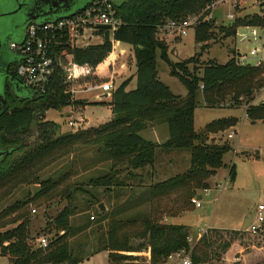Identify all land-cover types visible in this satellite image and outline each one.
Masks as SVG:
<instances>
[{
  "label": "trees",
  "instance_id": "1",
  "mask_svg": "<svg viewBox=\"0 0 264 264\" xmlns=\"http://www.w3.org/2000/svg\"><path fill=\"white\" fill-rule=\"evenodd\" d=\"M108 1L113 4L117 16L123 21L113 39L132 46L134 50L136 88L128 90L133 80L131 78L112 93L109 105L113 119L110 122L98 128L60 136L58 130L61 123L46 120V113L76 104L87 106L84 101L74 100L66 93L65 72L60 68L56 69L45 94L18 105L13 110H0V144L14 148L12 154L0 164V193L11 184L25 183L29 179L41 186L31 201L16 202L14 207L0 213V220L21 211L26 204L52 193L56 187L55 182L50 180L39 183L34 175L44 168L51 156L61 149L75 145L97 147L98 152L109 155L112 163L127 164L132 171H144L153 167L157 150L188 152L190 167L185 173L147 187L145 195L149 196L154 215L169 214L175 217L191 211L194 206L191 202L193 197L198 191L210 189L209 179L225 166L224 158L232 151L231 145L208 143L205 135L223 133L237 126L239 121L237 118L215 120L205 127L203 133L198 134L195 131L194 115L199 104L201 86L204 87L201 95L210 108L220 105L228 97L233 102L232 106L240 105L242 97L247 103H251L255 92L264 86L260 71L241 67L235 59L224 65L211 61L203 65L201 77L189 69L191 64L195 67L199 64L196 57L175 64L169 61L171 74L179 78L188 90L187 97L182 99L160 81L157 67L158 50L162 52L163 58L168 59V47L158 36L159 27L168 21H183L190 15L202 12L212 0ZM238 23L261 22L254 17L239 20ZM221 31L225 33V37H231L235 33L233 28ZM214 34V24L204 23L195 30V40L197 43H203ZM104 41L103 45L75 48L66 31L60 41L55 40L53 43L52 56L70 55L80 66H97L112 52L109 31H106ZM247 111L252 122H264V103L252 105ZM155 122L168 124L170 137L162 145L141 136L147 125ZM23 132L27 135L21 139ZM34 134L35 141L28 145L26 140ZM7 137L13 138L14 143H6ZM14 154L17 156L14 157ZM12 157L14 158L11 159ZM119 172L112 166L111 173L97 185L106 186L107 191H110L112 186L124 187L125 185L117 179ZM229 175L232 178L236 176L235 165L231 166ZM165 198H173L170 209L161 207ZM72 215L73 210L68 206L52 220L51 225L63 234L47 249H35L30 242L29 221L24 216L17 217L16 221L20 220V223L15 228L0 232L2 256L8 258L9 264H79V261L73 258L69 244ZM157 220L156 216L151 215L141 221H111L105 249L109 251L113 264H136L137 257L122 253H136L142 249L150 250L155 264L163 263L171 254L190 248L189 226ZM239 236L241 233L235 230H209L193 248L195 264H225ZM135 237L147 239V245L132 246L131 239ZM238 260V256H235L232 264H236Z\"/></svg>",
  "mask_w": 264,
  "mask_h": 264
},
{
  "label": "rangeland",
  "instance_id": "2",
  "mask_svg": "<svg viewBox=\"0 0 264 264\" xmlns=\"http://www.w3.org/2000/svg\"><path fill=\"white\" fill-rule=\"evenodd\" d=\"M228 10L227 7L224 8L225 13ZM218 16L219 20L224 18L222 13ZM219 29L214 28L213 37L203 43L196 42L193 30L185 37L158 34L168 47V59L163 58L160 50L157 51L159 79L170 88L174 95L184 99L188 95V90L179 78L171 74L169 61L175 64L196 57L199 64L196 67L191 64L189 69L202 77L204 64L216 61L224 65L230 60L236 59L235 49L244 48L238 39L225 37V33ZM104 43L103 37L94 36L91 39H83L79 47L103 45ZM121 50L126 51L127 54L123 57L114 55L115 52L120 53ZM131 52L133 49L127 45L123 44L119 48L117 44L115 47L112 44V52L103 62L97 66H85L87 75L81 82L89 84L108 82L110 79L106 78L104 73L106 74V68L109 67V72L113 73L114 70L116 72L115 87L118 88L121 83L135 76V62L132 55H129ZM69 59L66 57L67 63H69ZM113 63L117 65L114 68ZM135 88L136 85L130 84L128 90ZM201 93L202 90L194 115L195 131L198 134L203 133L205 127L215 120L237 118L239 121L237 126L223 133L205 135L208 143L220 145L228 143L231 145L232 151L224 158L225 166L209 179L210 190L213 191L209 197L205 196L202 208L198 209L192 206L191 211L175 217H171L169 214H152L153 207L149 202V196L145 195L147 187L183 174L190 167L186 164L183 167L180 164L175 168L166 167L162 159L163 151H156V164L145 169L144 171L148 172L144 176L142 171H132L127 164L112 163L109 155L105 152H98L99 148L97 147L75 145L72 148L61 149L51 156L43 166L44 168L39 169L34 175L38 178L39 183L50 180L55 182L56 187L53 192L43 199L26 204L21 211L14 212L0 220V232L15 228L20 223V220L16 221V218L24 216L29 221L30 242L35 249L40 248L39 239L42 237H47L50 246L63 234L58 232L51 222L69 206L73 210L69 238L73 258L77 259L79 264H113L109 251L105 249L109 223L113 220L141 221L143 218L153 215L158 218L157 221L162 223L189 225L190 235L195 238L203 231L207 229L209 231L214 227L242 230L251 228L256 221L258 206L264 205V122L261 121L253 125V122L245 116L246 99L242 100L240 105L232 106L233 102L228 97L220 105L210 108L211 106L204 101ZM98 95L99 93L79 94L74 100L84 101L87 106L76 104L63 107L58 111L51 110L46 113L45 118L61 123L58 136L101 127L106 124L107 119L110 117L113 119L109 108L112 95L104 99L102 97L97 99ZM261 95L262 92L259 90L255 92L253 99L255 104L264 102V95L263 99ZM22 104L25 103L14 102L11 104L10 110ZM71 122L76 125L70 126ZM164 127L160 130V138L157 139L159 142H165L170 137L168 125L165 124ZM230 134H234V139L228 138ZM26 135V132H23L20 135L21 139ZM141 135L146 140H154L148 132L141 133ZM35 138L36 134L26 140V143L33 144ZM5 142L13 144L14 139L7 137ZM16 156L17 154H14V157ZM233 165H235L236 176L232 178L229 173ZM112 166L120 171L117 179L125 186L122 188L112 186L111 190L107 191L106 186L97 185V183L111 173ZM152 172L155 176L152 175ZM40 189V184L33 183L30 179L25 183L11 184L0 193V213L14 207L16 202H26L32 199ZM200 192L203 193V191H198V194ZM172 202L173 198H165L162 200L161 207L170 209L173 205ZM101 204L106 207L102 213L99 209ZM239 232L241 236L234 244L225 264H232V259L235 256L239 258L236 264H264V228L256 234L240 230ZM146 243L147 239L145 238L131 239V244L134 247ZM147 250L142 249L141 252L134 254L144 253ZM122 254L133 256L132 253ZM133 257H139V260L143 259L140 256ZM0 264H9L8 258L2 256L1 250Z\"/></svg>",
  "mask_w": 264,
  "mask_h": 264
},
{
  "label": "built area",
  "instance_id": "3",
  "mask_svg": "<svg viewBox=\"0 0 264 264\" xmlns=\"http://www.w3.org/2000/svg\"><path fill=\"white\" fill-rule=\"evenodd\" d=\"M229 10L225 13L224 8ZM222 13V20H219V14ZM260 19V24H244L238 23L239 20ZM204 23L214 24V28L223 29L230 28L235 30L231 38L237 40L244 48L235 49V60L241 67L255 68L260 71V77L264 80V0H212V2L200 13L190 15L183 21H168L159 27V33L167 35H176L185 37L193 30L195 31ZM123 25V21L117 16L116 9L108 0H98L88 5L83 11L73 16L48 23L43 26L32 25L27 34V38L23 47H20L21 54L25 59L18 68V76L23 80L24 84L38 96L47 92L52 78L56 73V69L60 68L65 72V83L67 85L66 93L71 95L72 99L77 98L79 94L99 93L108 94L109 96L116 90L114 70L109 77V81L104 84H89L81 82L86 77L87 70L85 66H80L72 60L70 55L52 56L53 43L55 40L60 41L66 31L68 32L73 47L79 48V44L83 39H91L92 37H105L106 31L111 35V42L116 46L118 44L113 35ZM83 48V47H82ZM65 57V59H64ZM66 57L70 58L69 63ZM115 64H113V68ZM203 90L204 87L201 86ZM264 95V86L259 89ZM76 95V97H75ZM98 98V99H99ZM245 100L243 97L240 99ZM264 103V102H262ZM261 104V103H260ZM245 108V116L249 118L248 109L255 104L254 100L247 103ZM74 122L70 126H75ZM230 140L234 139V134L228 136ZM210 189L203 190L197 195H201L198 199L197 195L191 200L192 204L200 209L203 206L205 196L211 195ZM256 223L246 232L253 234L262 231L264 228V205L260 204L256 211ZM208 230V229H207ZM205 230L198 237L189 236L188 243L190 248L171 254L165 262L158 264H195L193 258V248L201 237L208 233ZM197 240V241H196ZM40 248L47 249L49 241L47 237L39 239ZM143 259H137L136 264H155L152 261L150 250L147 252L134 254ZM139 258V257H137ZM210 264V263H200Z\"/></svg>",
  "mask_w": 264,
  "mask_h": 264
},
{
  "label": "flooded vegetation",
  "instance_id": "4",
  "mask_svg": "<svg viewBox=\"0 0 264 264\" xmlns=\"http://www.w3.org/2000/svg\"><path fill=\"white\" fill-rule=\"evenodd\" d=\"M88 0H66L59 2L56 0L50 2H43L37 0L36 2H23L22 0H12V6L10 11L17 10L19 6L21 9L18 12H23L22 26L20 30L7 33L4 37L6 39L2 45L0 57V78L2 80V86L0 89V110L6 111L11 108V104L14 102L26 103L29 100H35L38 95L29 89L18 76V68L25 59V56L21 54L20 47H23L27 38L28 30L32 25L42 23L46 19L55 17L54 14L66 12L74 7L77 3H82ZM127 1V0H124ZM123 1V2H124ZM14 4H17L15 7ZM90 5V4H89ZM14 31V30H13ZM24 37V41L16 42V39ZM11 56V61L7 59ZM20 80L23 85L17 84L16 80ZM1 115V113H0ZM13 150L11 145L0 144V151L5 152ZM2 155L0 158V164L7 159Z\"/></svg>",
  "mask_w": 264,
  "mask_h": 264
},
{
  "label": "water",
  "instance_id": "5",
  "mask_svg": "<svg viewBox=\"0 0 264 264\" xmlns=\"http://www.w3.org/2000/svg\"><path fill=\"white\" fill-rule=\"evenodd\" d=\"M23 2H27V3H31V2H36L37 0H22ZM43 2H50V1H53V0H41ZM56 1H59V2H64L66 0H56ZM98 0H88V1H84L82 3H76L74 5V7L66 12H63V13H58V14H54L55 17H52L50 19H46L44 20L42 23H37L36 25L37 26H43V25H46L48 23H52V22H56L58 20H61V19H64V18H68L70 16H73L75 15L76 13L80 12V11H83L89 4L93 3V2H96ZM12 0H0V57L2 55V52H1V48H2V45L4 43V41L6 39H4L5 35L7 33H10V32H15L17 33L21 26H22V17H24V14L23 12H18L21 7L19 6V8L17 10H13V11H10V8L12 6ZM15 7L17 6V4H14ZM14 30V31H13ZM21 41H24V37H20L18 39H16V42H21ZM9 59H7L9 62L11 61V56L8 57ZM17 84H20V85H23V83L20 81V80H16ZM1 86H2V80L0 78V89H1ZM108 95H103L102 98H107ZM0 99H1V96H0ZM253 124H255V122H253ZM14 150V148H13ZM13 150H8V151H3L1 152L0 151V158L2 155L6 154L5 156L8 157L9 155L12 154ZM198 199H201V195H197ZM99 209H100V212H104L106 210V207L104 204H101L99 206Z\"/></svg>",
  "mask_w": 264,
  "mask_h": 264
},
{
  "label": "crops",
  "instance_id": "6",
  "mask_svg": "<svg viewBox=\"0 0 264 264\" xmlns=\"http://www.w3.org/2000/svg\"><path fill=\"white\" fill-rule=\"evenodd\" d=\"M118 47L120 48V46H122L123 44L122 43H120V42H118ZM124 45H127V44H124ZM127 46H129V48L130 49H133L132 48V46H130V45H127ZM125 54H127V52L126 51H124V50H121V52L120 53H117V52H115V56H124ZM129 55H132V58H133V61L135 62V57H134V50H133V52H131V54H129ZM113 64H115V63H113ZM114 66H117L116 64L114 65ZM135 68H136V62H135ZM109 70H110V68L108 67V69L106 68V74L104 73V75L106 76V78H109L110 76H111V72H109ZM135 74H136V71H135ZM116 82H117V79H116V76H115V85H116ZM122 84V83H121ZM120 84V85H121ZM131 85H136V78H135V76L133 77V80H132V82H131ZM130 87V86H129ZM129 87H128V89H129ZM97 94V93H96ZM103 95H108V94H102V95H100L101 97L103 96ZM109 96V95H108ZM99 98V95H98V97H97V99ZM110 108V110H111V107H109ZM111 112H112V110H111ZM113 116V115H112ZM112 119V117H110L109 119H107V121H106V123L108 122V121H110ZM259 122H261V121H257V122H255V124H253V125H256V124H258ZM165 124H167V123H165V122H155V123H149L148 125H147V127L141 132V133H146V132H148L149 133V135H150V137H153L154 138V140L152 141V140H148V141H151V142H153V143H155V144H159V145H162V144H164V143H166L168 140H169V138H168V140H165V142H159L157 139H159L160 137V134H161V131L160 130H162L163 128H165L164 126H165ZM168 125V124H167ZM164 134H166L165 132H164ZM142 136V135H141ZM160 150H157V152H159ZM187 153V154H186ZM163 161H164V165L166 166V167H170V168H175V167H179V164L180 165H182V167H183V165L184 164H186V166L187 165H190V154L188 153V152H185V151H172V152H164L163 153ZM155 164H156V161H155ZM155 164H154V166H155ZM148 168H150V167H148ZM147 169V168H146ZM146 172H148V171H142V174L145 176L147 173ZM152 175H154L155 176V174H154V172H152ZM177 176V175H176ZM163 182V181H162ZM219 188V187H218ZM213 191V190H212ZM212 191H211V193H212ZM175 219H177V218H175ZM256 219H257V216H256ZM255 223H256V221L252 224V226H251V228L255 225ZM177 225H186V226H189V225H187V224H177ZM209 228H211V227H209ZM251 228H249V229H247V230H242V229H236V228H233V229H229V228H220V227H214V228H211V229H220V230H235V231H249ZM196 231V230H195Z\"/></svg>",
  "mask_w": 264,
  "mask_h": 264
}]
</instances>
